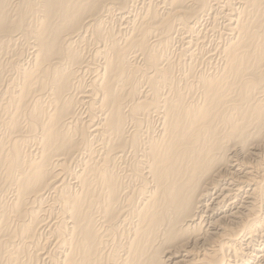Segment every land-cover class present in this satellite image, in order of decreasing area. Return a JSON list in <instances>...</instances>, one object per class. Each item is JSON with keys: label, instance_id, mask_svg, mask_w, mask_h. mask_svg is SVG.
<instances>
[{"label": "bare ground", "instance_id": "1", "mask_svg": "<svg viewBox=\"0 0 264 264\" xmlns=\"http://www.w3.org/2000/svg\"><path fill=\"white\" fill-rule=\"evenodd\" d=\"M131 1L0 0V264H264V0Z\"/></svg>", "mask_w": 264, "mask_h": 264}, {"label": "rangeland", "instance_id": "2", "mask_svg": "<svg viewBox=\"0 0 264 264\" xmlns=\"http://www.w3.org/2000/svg\"><path fill=\"white\" fill-rule=\"evenodd\" d=\"M13 1H15V0H12V2ZM134 1H136V0H132L131 2H129V6H128V8L127 9H129V12L131 13V15H130V13L128 14L127 12L125 13V11L127 10H125V11H123V10H119L120 11V13L116 10V11H114L113 13H115V14H112V20L110 19V21H109V24H110V27L112 28V30L115 32V33H117L118 31H120L119 32V34H121V32L123 33V32H125L126 30H128L129 29V27H130V24L132 23V17H134V14H135V12L137 13L138 11H140V9H139V7H141L140 5H143L144 4V2L145 1H147V0H137L136 2H134ZM142 1H144V2H142ZM139 2V3H138ZM133 3H136L135 5L133 4ZM131 4H133V6H131ZM131 6V7H130ZM137 6V7H136ZM139 6V7H138ZM132 8V9H131ZM121 11H122V13H121ZM132 13H133V15H132ZM128 15V16H126V15ZM119 15V16H118ZM121 15H122V17H121ZM130 15V16H129ZM125 17V18H124ZM122 19V20H121ZM129 19V21H130V23H129V21H127ZM220 20V19H219ZM122 21V22H121ZM111 22V23H110ZM218 20L216 21V23L215 22H213V28L211 29V27H209L208 25L205 27V26H202L201 28L203 29L202 31H201V34L202 35H200V40L199 41H204L203 43H201V44H199V45H204L203 47L205 48V50L207 49V54H211V53H214V50H213V48L215 47V44H217V43H221V42H223V40L220 42V40L221 39H223L224 38V36L226 37V34L227 33H229L228 32V30H227V28L225 27V25L223 24L224 22L221 20L220 22H218ZM224 25V26H223ZM122 27V28H120V27ZM207 27H208V29H207ZM225 27V28H224ZM119 28H120V30H119ZM207 29V30H205V29ZM219 28V29H218ZM205 30V31H204ZM225 32H226V34H225ZM127 33H128V31H127ZM180 36H183V37H186L187 39H188V36H189V34L187 33L186 34V32H184V33H182V34H179V35H177V37L173 40V43H174V45H175V47L177 46V47H179L181 44H183V41L181 42V39H179V37ZM220 36V37H219ZM205 40H204V39ZM194 39H195V37H193L192 38V40L194 41ZM186 40V39H185ZM192 41V44L190 45L191 47H190V49H194L195 48V52H196V47H198V45H195L196 44V41H194L193 42ZM187 44V43H186ZM99 45V46H98ZM21 46V45H20ZM101 46H102V44H97V46H95V47H92V48H96V47H99V48H101ZM196 46V47H195ZM214 46V47H213ZM22 47V46H21ZM27 46H25L24 48H22L23 50H21L22 52H21V57H25V51L24 50H27V48H26ZM174 47V48H175ZM183 47L185 48V45H183ZM213 47V48H212ZM26 48V49H25ZM212 49V51L210 52V50ZM95 50V49H94ZM139 52V51H138ZM176 53H177V50L175 51ZM209 52V53H208ZM175 53V54H176ZM8 55V54H7ZM17 55L18 54H16V57H17ZM182 56H184V55H182ZM185 57V56H184ZM11 58H13V57H10V59ZM183 58V57H182ZM9 59V60H10ZM137 59H140V56H138V58ZM213 59H211L210 61H212ZM94 62V61H93ZM8 65H9V63H8ZM12 72H14V73H12ZM10 73V74H9ZM17 72H15V70L12 68V70H10L9 72H7V73H5V75H8V76H12L13 78H15L16 79V77H17V79L15 80V81H17L18 80V75L16 74ZM13 74V75H12ZM16 74V75H15ZM88 75V74H87ZM14 76H16V77H14ZM29 143H30V141H29ZM80 156V157H79ZM82 157V154H79V155H76V157L75 158H73V160L71 159V162L68 164V168L71 170V169H76V168H78L77 166H79L78 165V163L77 162H79L78 161V158H81ZM263 157H264V154H263ZM80 163V162H79ZM74 166V167H73ZM77 170V169H76ZM68 176V177H67ZM66 179L69 181L70 179V181L72 182L73 181V179L72 178H70V176H69V174H66ZM241 197V194L239 195V200L241 201H244L245 200V197H244V194L242 193V198H240ZM244 197V198H243ZM231 201H233V199H231ZM231 201H227V202H230V203H225L226 204V206L228 205V209L229 208H232L233 206H232V203H231ZM241 201V202H242ZM259 208V210L261 211L260 213L261 214H264V203L261 205V208H260V205L258 206ZM222 209H223V207H222ZM217 209H215V210H213V212L215 213V212H217V211H219V210H217ZM263 210V211H262ZM212 215V214H211ZM261 237V238H260ZM263 238V239H262ZM257 239H258V241H257ZM257 239L255 238L254 240L255 241H253L254 242V244L252 243L251 244V246L254 248V253L257 251V250H259V248L261 249V248H264V235H260V236H257ZM259 241H262V242H259ZM260 243V244H259ZM262 243V244H261ZM258 246H256V245ZM256 247H255V246ZM252 248V249H253ZM256 248V249H255ZM252 259V258H251ZM251 259H250V261H251ZM247 261V263H250V264H252L251 262H253V261ZM255 261H256V258H255ZM234 262V263H233ZM233 262H231L232 264H240L241 262H236L235 263V261H233ZM254 263V262H253Z\"/></svg>", "mask_w": 264, "mask_h": 264}]
</instances>
